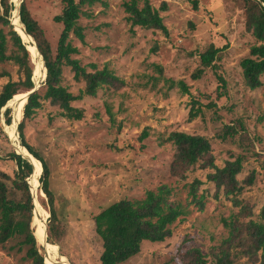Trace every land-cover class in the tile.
<instances>
[{
  "label": "rangeland",
  "instance_id": "rangeland-1",
  "mask_svg": "<svg viewBox=\"0 0 264 264\" xmlns=\"http://www.w3.org/2000/svg\"><path fill=\"white\" fill-rule=\"evenodd\" d=\"M103 1L107 6L96 3L84 8L90 14L79 20L85 42L72 37L73 45L79 49L73 58L85 67L96 64L101 69L108 65L125 85L101 89L96 97L75 102V107L84 110L81 121L60 117L57 107L44 102L25 124L27 144L50 169L61 244L58 255H64L69 264H101L102 243L95 233L94 216L115 202L140 199L148 190L166 184L174 188L173 197L183 206V221L172 226L171 238L163 243H143L141 252L124 264H183L185 252L193 248L201 249L207 264H216L212 253L228 236L222 220L238 209L223 192L215 197L217 188L207 181L211 170H189L186 180L174 177L170 166L175 147L166 140L174 131L205 137L212 144L219 167L244 156V169L238 179L244 180L256 172L255 183L245 189L244 198L253 205V219L259 220L264 207V158L259 155L264 154V77L263 86L255 91L244 84L240 62L248 57L255 41L246 30L241 4L239 0H149L157 9L167 4V10L161 12L169 32L165 35L132 28L123 5L130 0ZM22 2L19 1L18 13ZM62 8L60 0H30V11L55 52L63 26L54 18ZM211 45L224 48L221 58L214 62L217 68H206L201 79L194 80V72L202 67L200 55ZM8 48L9 54L13 50L11 44ZM31 61L35 87L43 93L45 79H39L38 84L34 79L39 59L31 55ZM5 72L16 78V66L0 63V92L9 80ZM180 81H184L189 93L183 92ZM63 84L75 95L84 87L83 82L74 79L70 67L63 70ZM24 106L13 108L7 104L0 111V174L10 180L18 170L11 156L21 154L8 135V126H16L17 144L22 145L18 126ZM199 107L202 113L190 119ZM9 117L10 125L6 122ZM229 128H235L237 133L233 135ZM145 131L148 136L142 138ZM29 179L33 205L35 197L47 213L43 217L48 239V199L41 183L37 193L33 192ZM194 179L203 182L199 189L200 194L206 195L203 212L195 205L187 206L184 185ZM34 215L35 205L31 224L35 235ZM38 245L46 261L45 249ZM21 255L0 248V264H27L21 261ZM263 257L264 251H260L256 262L240 257L234 264H261Z\"/></svg>",
  "mask_w": 264,
  "mask_h": 264
},
{
  "label": "trees",
  "instance_id": "trees-1",
  "mask_svg": "<svg viewBox=\"0 0 264 264\" xmlns=\"http://www.w3.org/2000/svg\"><path fill=\"white\" fill-rule=\"evenodd\" d=\"M60 2L63 4L62 12L54 20L63 26V30L56 52L31 13L30 0H23L20 7V21L28 36L34 39L32 43L43 57L42 62L44 61L46 72L44 92L36 91L29 96L23 109V119L18 126V132L22 146L42 164L43 172L42 176H39L41 189L48 199L51 214L49 235L46 240L49 244L61 247L57 236L58 217L54 207L55 196L50 189V169L45 159L27 144L25 124L42 109L44 102L57 107L60 110V117L81 121L84 118V110L75 107L73 105L75 102L82 101L85 97L94 98L101 89L121 88L125 82L108 65L101 69L96 64L85 67L81 65L80 60L73 58L79 53V49L73 45L72 37L82 43L85 42L84 28L79 25V20L82 16L90 17V14L84 8H91L96 3L107 6V3L103 0H60ZM140 3L143 5L140 6ZM239 3L245 16L246 30L255 41L248 57L241 60L240 66L245 86L255 91L263 86L264 77V0H239ZM123 5L128 14L126 20L132 28L159 31L168 35L164 18L161 16V12L167 10L166 3H163L159 9L153 7L149 0H130ZM14 8L11 0H0V63L10 62L16 66V78L5 72L9 80L0 92V111L16 94L30 92L35 87L31 54L22 37L11 24V12ZM9 44L13 50L8 54ZM223 50L224 48L211 45L202 53L200 55L202 67L194 72L193 79H201L206 68L216 69L214 62L221 58L220 53ZM65 67L73 70L77 82L84 83L78 95L63 84ZM88 68H91V71H88ZM218 78L224 81L222 77L218 76ZM178 85L183 92L189 93L184 81L178 82ZM221 97L219 93L218 98ZM6 113L10 115V110L7 109ZM108 113L111 114L109 109ZM201 113L202 109L199 107L195 113L190 114V119ZM6 122L10 125L11 117ZM229 130L233 135L237 133L235 128ZM147 136V131L143 132L142 138ZM166 141L175 147L170 166L174 177L186 180L189 170L196 168L211 170L207 175V181L215 184L217 188L215 197L218 198L219 193L223 192L224 197L238 209L236 213L222 220L228 230V236L212 253L216 264H234L240 257L256 262L259 252L264 251V207L258 215L259 220H254L253 205L246 202L244 191L255 183L256 172L253 171L244 180L238 179L244 169L246 158L238 156L234 160L226 161L224 167H219L213 155L211 142L203 136L174 131ZM259 155H263L264 158V154ZM11 157L18 167L15 177L10 180L9 176L0 174V248L7 249L14 255L22 254L21 261L24 263L46 264L43 250L38 245L31 228L34 205L27 179L33 174V165L21 155L13 153ZM202 185L203 182L199 179L184 185L188 194L187 206L195 205L199 212H203L206 207V195L199 193ZM173 196L174 188L166 184L161 185L156 190H148L140 199L115 202L94 216L95 233L102 243L100 263L124 264L141 252L143 243H163L171 238L172 226L183 221L185 214L182 204ZM182 260L183 264L208 263L199 248L186 251ZM261 264H264V257Z\"/></svg>",
  "mask_w": 264,
  "mask_h": 264
},
{
  "label": "bare ground",
  "instance_id": "bare-ground-1",
  "mask_svg": "<svg viewBox=\"0 0 264 264\" xmlns=\"http://www.w3.org/2000/svg\"><path fill=\"white\" fill-rule=\"evenodd\" d=\"M16 8L13 11V16L11 23L17 30V32L21 35L23 41L26 43L28 50L30 51L31 55L35 59H39L36 63L35 67V81L38 84L39 79H45V72L46 68L42 62V55L38 48L34 46L32 43V39L28 36V34L25 32L24 27L20 21L18 9H19V1L20 0H12ZM29 92V91H28ZM27 99V93H19L14 96V98L8 103L10 106L13 108H18V107H23L25 105ZM22 115V114H20ZM19 119H17L18 121ZM8 135L11 140L15 142V146L17 149V152L23 155L28 162L30 161L33 164V174L29 179L30 186L32 187L33 192H36V190H39V176L42 173V164L39 162L37 159H35L29 152L28 150L23 147L20 144H17V136L15 135V130L16 126H8ZM37 193V192H36ZM37 198L34 197V205H35V215H34V228H36V237L38 240V243L44 247L45 253H46V262L48 264V261L55 263V264H69L68 260L63 257L58 255V246L51 245L47 242L46 237H45V232L44 228L46 225L45 222V214H47L43 209L40 207L39 203L36 200ZM44 216V217H43Z\"/></svg>",
  "mask_w": 264,
  "mask_h": 264
},
{
  "label": "water",
  "instance_id": "water-1",
  "mask_svg": "<svg viewBox=\"0 0 264 264\" xmlns=\"http://www.w3.org/2000/svg\"><path fill=\"white\" fill-rule=\"evenodd\" d=\"M13 25V24H12ZM14 30L17 32V30L14 28ZM18 33V32H17ZM19 34V33H18ZM20 35V34H19ZM21 36V35H20ZM30 36V35H29ZM43 58V57H42ZM44 63V61H43ZM36 91H38V88L34 87V89H32L30 92H27V99L26 101L28 100L29 96L33 93H35ZM24 158V157H23ZM25 159V158H24ZM31 163V162H30ZM32 164V163H31ZM33 165V164H32ZM32 195V194H31ZM46 264H48L46 261H45Z\"/></svg>",
  "mask_w": 264,
  "mask_h": 264
},
{
  "label": "clouds",
  "instance_id": "clouds-1",
  "mask_svg": "<svg viewBox=\"0 0 264 264\" xmlns=\"http://www.w3.org/2000/svg\"><path fill=\"white\" fill-rule=\"evenodd\" d=\"M19 13H20V11H19ZM19 17H20V14H19ZM8 104V103H7ZM43 192V191H42Z\"/></svg>",
  "mask_w": 264,
  "mask_h": 264
}]
</instances>
